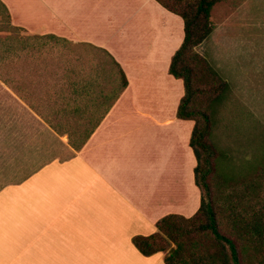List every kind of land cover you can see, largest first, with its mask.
<instances>
[{"label":"crops","instance_id":"1","mask_svg":"<svg viewBox=\"0 0 264 264\" xmlns=\"http://www.w3.org/2000/svg\"><path fill=\"white\" fill-rule=\"evenodd\" d=\"M1 1L11 23L26 30L31 58L46 54L41 36L90 44L114 58L127 85L79 150L13 91L20 176L0 187V264H164L163 252L143 255L132 237L200 205L194 121L176 116L184 88L168 72L183 20L155 0ZM225 7L219 23L240 18L243 6L223 0L211 19ZM100 78L84 82L109 93Z\"/></svg>","mask_w":264,"mask_h":264},{"label":"rangeland","instance_id":"2","mask_svg":"<svg viewBox=\"0 0 264 264\" xmlns=\"http://www.w3.org/2000/svg\"><path fill=\"white\" fill-rule=\"evenodd\" d=\"M226 1L232 6H243L237 13L242 17L219 23L220 14H228L230 7L214 9L210 19L213 30L195 48L228 85L212 117L209 140L215 149V170L205 181L207 187L202 193L217 205L227 202L231 195L242 194L244 200L255 199V208H259V197L264 199V1ZM4 20L0 17V24ZM15 31L12 51L0 62V187L20 176L14 164L20 159L16 150L20 138L13 136L11 130L13 91L50 124L60 123L62 132L85 130V126H75L78 113H62L73 97L82 100L81 95L73 94L69 83L95 77L100 80L97 67L107 63L84 43L44 39L39 46L46 54L31 58V42L26 39L29 46L21 49L26 35L19 29ZM7 34L0 29V39ZM37 43L32 42V46L37 47ZM41 69L46 71H37Z\"/></svg>","mask_w":264,"mask_h":264},{"label":"trees","instance_id":"3","mask_svg":"<svg viewBox=\"0 0 264 264\" xmlns=\"http://www.w3.org/2000/svg\"><path fill=\"white\" fill-rule=\"evenodd\" d=\"M155 1L183 20V40L171 56L168 72L181 79L184 88L176 116L194 121L189 145L196 157L194 178L201 198L198 209L190 217L179 214L165 215L157 220L156 232L147 236L136 235L132 237V243L146 256L163 252L164 264H264V199L259 197V208H255V199L251 197L244 200L242 194L231 195L227 202L217 205L202 193L203 188L207 187L205 181L215 170V149L209 140L212 117L228 85L195 48L212 32L211 10L216 3L223 0ZM0 17L7 20H4L3 25L0 24V29L8 33L0 39V62H3L12 51L17 36L15 30L19 29L26 35L25 40L21 41V49L28 47V36L25 29L11 24L9 11L1 0ZM41 39L68 42L53 35L41 36ZM86 45L100 53L101 58H105L107 62L101 67V74L103 81L108 80L109 93L97 82H70L73 94L81 95L82 100L73 97L71 102H66L69 108H64L62 113L66 116L78 113L79 118H76L75 126L82 129L85 126L86 129L77 128L65 133L62 132L60 123L54 125L47 121L59 135L67 137L68 143L75 150L84 145L102 115L127 85L119 64L105 49ZM33 48L36 49L34 46ZM107 97L109 101L103 113L94 116L97 108L105 104Z\"/></svg>","mask_w":264,"mask_h":264}]
</instances>
